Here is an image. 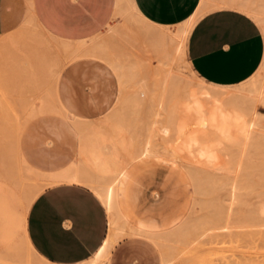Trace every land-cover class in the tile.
Listing matches in <instances>:
<instances>
[{"label":"crops","instance_id":"0c3cea01","mask_svg":"<svg viewBox=\"0 0 264 264\" xmlns=\"http://www.w3.org/2000/svg\"><path fill=\"white\" fill-rule=\"evenodd\" d=\"M128 2L145 21L155 26L174 28L189 21L190 29L194 25L191 31L189 29L187 56L197 75L217 85L216 90L241 88L261 66V73L264 70L263 0H0V42L10 49V53L2 58L14 59L19 64V48L12 44L11 38L20 44L16 35L21 30H31L33 24L61 45V49L58 48L61 52L51 47L47 51L51 64L56 60L52 65L55 68H50L46 76L42 75L41 82L38 80L40 77H35L36 81L34 79L35 83H32V90L38 87L40 91H47V94L40 95L39 104H51L56 110H45L31 118L38 115L60 118L61 132L70 133L75 140L76 156L67 162L57 161L44 166L33 163L16 145V151H11L9 158L11 163L7 162L0 170V231L11 229L10 221H19V229L34 251L51 264H83L94 258L105 245L109 248L105 264L164 263L162 250L152 237L144 233L111 234L108 209L95 191V187H105L111 181L108 176L109 181L106 182L107 179L98 172L100 164L106 157L110 161L113 153L109 124L115 119L121 93L120 78L115 70L117 66L110 63L107 53L117 57L119 37L129 42L136 38L130 31L122 30L136 28L134 23H122ZM23 59L31 57L26 55ZM91 61L105 65L116 76L118 85L115 91H120L113 106L102 113V119L83 116V110L68 106L67 98L59 90L67 65ZM19 79L18 69L14 73L16 91L19 90ZM87 88L85 85V91ZM259 110L264 113V105ZM17 159L23 162L20 170L29 178L28 185L39 182L38 179L43 183L28 207L23 194L7 181L10 172H16L19 182ZM150 160L170 162L149 158L133 164L120 183L119 211L127 218L130 227H140L160 236L176 226L187 213L174 220L141 217L131 221L128 197L134 178L133 166ZM188 183L190 185L189 179ZM164 201L165 198L158 195L151 208H159ZM3 206L8 210L4 211ZM125 235L133 238L121 239Z\"/></svg>","mask_w":264,"mask_h":264},{"label":"rangeland","instance_id":"374dc122","mask_svg":"<svg viewBox=\"0 0 264 264\" xmlns=\"http://www.w3.org/2000/svg\"><path fill=\"white\" fill-rule=\"evenodd\" d=\"M137 25L140 23L133 24V27L143 34V28L140 27L144 24ZM176 28H158L159 31L153 28L156 33L154 37L147 35L143 42H129L119 37L117 57L107 54L110 63L117 66V69L114 68L120 78L121 93L115 91L118 85L116 76L105 65L92 61L67 65L59 82L60 93L67 98L65 102L68 106L83 110V116L93 119H102V113L113 106L115 97L120 93L113 121L119 119L133 127L144 122L151 125L155 123L154 133L159 141L160 153L164 155V158L162 156L159 159L166 160L169 157L176 165L160 160L134 165L128 206L132 222L141 217L174 220L183 214H191L190 219L197 224L198 235L201 234L198 236L202 238L201 242L194 243L195 235L167 241L165 247L160 248L162 254L167 253L172 264H264V228L248 216L251 208L264 201V138L258 135L255 146L248 152H243L239 142L232 141L244 135L246 121L231 119L229 109L214 97L215 92L212 90L218 86L206 82L193 70L187 56V39L192 28L185 43L189 69L176 61L175 66L182 74L178 86L172 89L173 98H169L172 102L168 109L158 114L156 120L155 113L161 108L159 89L153 100L148 99L144 103L138 100L140 90L138 87V92L137 84L141 76L160 77L169 68V59L175 56V44H178L177 32V37L171 33L173 30L178 31ZM158 33L161 35L157 36ZM16 36L20 44L11 38L12 44L19 48V60L23 61L24 69H32L31 60L23 59L26 55L29 57L31 52L38 49L49 50L51 47L56 50L61 46L36 24L31 30H21ZM146 43L150 44L146 46ZM165 50H170V55ZM261 68L243 83V87L249 86V90L256 87V83H253L260 76ZM18 69L16 60L0 59V170L9 161L12 144H18L33 163L44 166L75 158V140L70 133L61 132L60 118L38 115L33 118L27 116V119L23 114L18 96L23 94L30 99L31 95L34 96L31 103L36 102L34 105L37 106L40 95L45 94V91H40L38 87L32 90L33 82L27 83L21 77L25 75L26 70L23 69H19V87L23 85L27 90L23 87L22 91L20 88L16 91L14 73ZM85 85L88 91H85ZM177 100L193 105V113L187 112L185 104L182 110L181 105L176 104ZM261 124L264 126V119ZM239 160L243 162V167L240 166L242 169L238 171ZM234 179L238 181L235 200L234 190L231 192ZM158 195L165 201L159 208L152 209V203ZM229 208H233L232 211ZM124 238L133 237L125 235L121 239Z\"/></svg>","mask_w":264,"mask_h":264},{"label":"bare ground","instance_id":"6f19581e","mask_svg":"<svg viewBox=\"0 0 264 264\" xmlns=\"http://www.w3.org/2000/svg\"><path fill=\"white\" fill-rule=\"evenodd\" d=\"M122 23L127 24V25H128V23H134V24L140 23V25H137V26H142L144 24V26L140 27V28H143V30H142L143 34L141 33V31L138 30V28L127 29L128 28L127 27L126 29H122L125 32L130 31L134 36L136 35V38L134 39L136 42L137 41L143 42L144 37H146L147 35H149V36L152 35L154 37L153 34L155 32L153 30L157 29L159 31L158 28H163V27L155 26L152 23L145 21V19L136 11V9L133 7V5H131L130 2H128L127 8L125 9V11L123 13ZM141 23H143V24H141ZM190 26H191V22L189 21V22H186L185 24H183L182 26H178V28H176L178 31H175V30H173V32L169 31V32L173 33V35H175L177 32V35H178V42L177 43L178 44H175L176 50H174V54H175V51H176V54L174 57L171 56V57H173L172 60H171V58L169 59L171 61V63L169 64V68L166 70V72L161 74L160 77H156V78H153V77L151 78V77H148L147 75L143 76V77L141 76V78L139 79V82L137 84V90H138V87L140 90V95H138V97H139L138 100L142 101L143 103L146 102L148 99L153 100L156 96V90H158V89L161 90V93L159 92V94H160L159 107L161 106V108H160L161 110L158 108L159 111L158 110L157 111L159 113H157V111H156L155 118L157 117L158 114L160 115L165 109L166 110L168 109V107L170 106V104L172 102V99L169 100V98H171V97L173 98V96H171V92L173 91L172 89L178 86L179 76H180V73L182 74V72H180V70L178 68H176V66H175L176 61L181 62L185 67L188 68V66H187L188 61H187L186 54H185V42H186V37H187L188 31L190 29ZM163 29H166V28H163ZM174 31H175V33H174ZM159 35H161V34L158 33L157 36H159ZM148 37H147V39H148ZM162 41H164V40H162ZM156 42H158L157 38H156ZM175 42H176V40H175ZM150 43H146V46H148L147 44H150ZM159 44H161V43H159ZM175 46H173L172 48L175 49ZM169 48H170V46H169ZM59 49H61V48H59ZM59 49H57V50H59ZM170 50L169 51L165 50V51H166V53L168 52L167 54H169V52H171ZM47 51L48 50H46V49H44V50L38 49L34 52H31L29 57H31L30 60H31L32 69H27V68L24 69L22 67L23 61L19 60L20 71H22V69H23V71L26 70L25 75L21 76L22 78H24L25 82L32 83V82H34V79L36 81L35 77H40V78H38V80L40 79L39 81L41 82L43 80L42 75H45V73H47L50 70V68L53 67L52 65L56 62V60H54L55 62L53 64H51L52 61H50L48 59L47 55L49 53L47 54ZM59 51L61 52V50H59ZM66 51H67V49H66ZM9 53H10V49L8 48V46L6 44L0 42V58L5 57ZM66 54H64V55H66ZM164 56H167V55L164 54ZM54 68H52V69H54ZM192 74H193V72H192ZM45 76H44V78H45ZM193 76H195V75H193ZM193 76H191V77H193ZM46 79H47V77H46ZM21 81H22L21 83H23V79H21ZM39 81H37V82H39ZM45 82H46V80H45ZM202 82L203 81H201L200 83H202ZM255 83H256V85H255ZM253 84L256 87H252V89H250V90L248 88L249 86L241 87V88L230 90V91H221V90L218 91L216 89L212 90L213 92H215L214 97L217 98L218 101H222V103L227 107V109H229V117L231 119H239V120L246 121V123L243 122V123H245L244 127L241 125L244 128V130H243L244 135H242V137H239L238 138L239 140H233L232 139V141H234L236 143L239 142L240 147L243 146V147H241L243 149V152H248L250 150V148H252V146H255L254 143H255V140L258 139L257 138L258 135H261L259 137L264 138V126H262V124H261V122H263V119H264V117H263L264 114L259 110L260 105H264V70L260 74L259 78ZM23 87H24L23 85H22V87H19L21 91H22ZM206 89L210 90L209 87H207ZM24 90H27V88H25ZM139 90H138V92H139ZM44 91H45V94H47V91L45 89H44ZM22 93L23 92H21V94ZM24 94H26L25 91H24ZM209 94H212V93L209 92ZM18 95H20V93ZM18 95H16V96H18ZM32 97H34V96L31 95V99L26 98V96H24L23 94L18 96V102H20V106H22L21 108H22L23 114L26 115V117L29 116V118H30L33 115H35L36 113H39V112H42L45 110H56V108L54 106H52L51 104L50 105L44 104V105L40 106L38 101H37V104L39 106L34 105L36 102H34V104L31 103L32 102L31 100L33 99ZM180 102H181V100H177L176 104L181 105V109L183 110L182 106H184L185 103H180ZM185 107H186V110L188 113H193V105L186 103ZM184 110H185V108H184ZM27 119H28V117H27ZM156 120H157V118H156ZM146 123L147 122H144L140 125L133 127L131 125H128L124 121L117 119V120H115L109 124V126H110L109 128H111L110 131L112 132L111 133L112 137H111L110 142L112 143V146H113V149L111 147V149L113 150V153L110 154L111 155L110 161H109V158L106 157V155H105L106 160L104 162L101 160L103 163L101 162L102 165L100 164V170L98 173L104 179H107L106 177L109 176L111 181L105 187H97V188L95 187V191L102 198V200L104 201V203L108 209L109 216H110V232H111V234H114V235L116 234L118 236L124 235L127 233L128 234L129 233H132V234H143L144 233V234L152 237L158 243V245L162 248L165 247L166 242L169 240H174V239L180 240V239H182L181 237L187 238V237H190L191 235H193V236L195 235L197 238V239L195 238V240H193L194 243H195V241L201 242L202 238L198 237V236H201V234L198 235L199 234L198 226L194 222V220L190 219V215H191L190 213H189V215L188 214L185 215V217L176 226L172 227L167 232L165 231L164 234H162V235L159 234L160 236H156V235H153L151 233H148L147 231L142 230L140 227L139 228L130 227V225L128 224L127 218L122 213H120V211H119V187H120V183H121L122 179L126 175L127 170L133 164L140 162L141 160H144V159L160 158L162 156H163L162 158H164V155L163 154L161 155L160 150H159V141L156 138L157 135L155 136V133H154L155 123L153 125L146 124ZM149 125H151V127ZM242 127H239V128L242 130ZM12 129H14V128H12ZM1 130L3 131L4 129H1ZM14 130H16V128ZM14 130H12V131H14ZM3 133H1V134H3ZM17 133H18V130H17ZM16 137H18V136H16ZM223 137L225 138V136H223ZM99 138L101 139V137H99ZM234 139H237V138L234 137ZM88 140H89V138H88ZM259 141H262V139ZM262 142H264V141H262ZM16 145L18 146V144H12L11 145L10 149L12 152L16 151V148H17ZM163 153H164V151H163ZM242 154L245 155L244 153H242ZM85 155H86V153H85ZM121 155H123L122 156L123 158L121 157ZM97 156H99V153ZM107 156H109V155H107ZM89 157H91V156H89ZM17 158H18V156H17ZM168 158H166V160L170 161V158L169 159ZM9 160L12 161V159H9ZM17 160L19 162V179H18L19 182H17V179H16L17 178L16 172H10V175L7 173L10 176L7 181L9 183V185H11L18 193L23 194L22 197L24 199L25 206L28 207L30 205V203L33 201L34 197H36L37 193L42 189L43 183H41L42 182L41 179H38L39 182H33L32 185L31 184L28 185L27 180L29 178L27 179L26 175H24L20 170L21 163H23V162H21L20 159H17ZM8 162H10V161H8ZM18 162L16 161L15 163L18 164ZM170 162L173 163L174 161L171 160ZM239 162L242 164L240 165V163H239V166H238V163H237L236 169L238 171L240 170V168L242 169V167H243V162L240 160H239ZM10 163L8 166H10ZM13 163H14V161H13ZM240 166H242V167H240ZM12 167L13 166H11L10 168H12ZM10 170H8V171H10ZM27 173H28V171H27ZM1 177H2V175H1ZM234 180L237 181V179H234ZM234 180H233V186H231V192H233V190H234V193L235 192L237 193L236 188L238 190V187H237L238 185L236 183H238V181L235 182ZM107 181H109V180L107 179L106 182ZM234 182H235V185H234ZM234 186H235V189H234ZM28 187H29V193H27ZM19 190H21V191L19 192ZM236 193H235L236 196H235V198L233 197V200H235L237 197ZM231 199H232V197H231ZM232 209H230V210L232 211ZM3 210L4 211L8 210V208H5L3 206ZM248 213H249L248 216L251 217V218L249 217L251 220L254 219L253 221L256 224H258L264 228V201L259 202L255 207L251 208L250 211H248ZM10 223H11V225H10L11 229L0 231V264H51L48 261H46L44 258L40 257L34 251L32 246L30 245V243L26 239L27 237L20 231L19 221H17V223L16 222L12 223L10 221ZM13 226H16V227L14 228ZM17 230L19 231V233L17 232ZM198 239H200V240H198ZM192 247H193V245H192ZM108 252H109V248L107 245H105V247L101 251H99L98 254L94 258H92L91 260H89L83 264H105V262L107 260ZM163 261H164L163 264H172V262L169 259L166 252H163Z\"/></svg>","mask_w":264,"mask_h":264}]
</instances>
